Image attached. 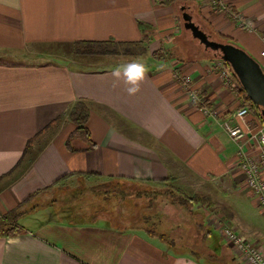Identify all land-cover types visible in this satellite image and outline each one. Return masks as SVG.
Wrapping results in <instances>:
<instances>
[{
  "label": "crops",
  "instance_id": "crops-1",
  "mask_svg": "<svg viewBox=\"0 0 264 264\" xmlns=\"http://www.w3.org/2000/svg\"><path fill=\"white\" fill-rule=\"evenodd\" d=\"M183 3L200 11L218 37H228L264 64V0L171 6L155 0H0V219L17 212V226L24 230L0 235V264H250L229 246L215 217H208L211 210L264 253V209L239 165V147L223 127L248 107L255 129L260 110L246 103L235 79L220 77L217 59L185 56L177 48ZM139 22L148 26L149 57L135 58L149 73L131 96L123 77L111 73L135 60L118 62L108 55L113 52L83 54L74 43L129 46L143 37ZM166 46L174 56H152ZM78 101L90 109L94 146L71 137L76 126L68 115ZM244 152L258 159L255 144ZM107 181L153 191L176 186L191 196H210L227 211L195 205L200 236L195 230L193 240L174 236L186 230L180 223L157 234L155 222L86 220L57 200L71 189ZM48 208L56 210L54 217L40 215ZM197 245L207 252L193 255L198 250L190 247ZM213 253L217 259L210 258Z\"/></svg>",
  "mask_w": 264,
  "mask_h": 264
},
{
  "label": "rangeland",
  "instance_id": "rangeland-1",
  "mask_svg": "<svg viewBox=\"0 0 264 264\" xmlns=\"http://www.w3.org/2000/svg\"><path fill=\"white\" fill-rule=\"evenodd\" d=\"M187 11L193 15V20L196 24H199L201 27H203L204 31H206L210 35L212 34L214 39H217L218 41L220 40L219 39L220 37H218L213 32V30H210V27L206 23L200 11H198L195 7H191L190 10L187 9ZM179 20H180L181 30L183 29V34L182 36H180L181 39H179V44H177L178 45L177 48L178 49L180 48L179 50H182V54H184L185 56H192V54L195 55L203 54L205 56L207 55L209 57H212L213 55L212 52L203 51V48L200 46L198 41L193 39L190 31H185L183 27L184 22L181 16L179 17ZM230 42L237 45L231 40ZM194 45H197L195 46L197 47L196 53H194L192 49L194 48ZM109 48L112 50L114 49L113 47H109ZM126 49H131L132 52L135 50L132 47H128V46H122V47L118 46L117 50L119 53H113L112 55L110 54L108 55L115 59H120L118 60V62L130 61V60L136 61L137 58L135 57L139 55H128L125 53ZM65 50H66L65 48H61V52ZM165 50L170 52L168 46L165 47ZM147 57H149L148 53L143 55L141 59H146ZM215 59L218 60L220 58L216 57ZM147 188L149 187L128 183L126 181H107L103 185L97 188H91V187L88 188L87 186H84L77 189V192L74 191L75 189H71L70 195L68 196L69 198L60 197L57 200L59 201V204H63L69 210L75 212V215L77 216L80 215L86 220H92L95 218H102V219L106 218L111 220L114 224H121V225H127V222L125 220H128L131 223H136L137 221L142 223L143 221L142 223L143 225L147 224V222H149L150 225L155 222L157 224L154 227L155 229L154 231L157 234L165 233L166 231L169 232L171 229H174V227H177L176 226L177 223H180L182 228H184V226L186 227V230L182 229L179 230V232L175 231L174 236L178 237V235L181 234L187 238L189 236L192 237L194 231L196 230L195 220L199 221L200 220L199 216L195 215V213L193 212H189L186 208L182 206H179L177 204H172L171 200L165 197L164 195L158 194L155 197L152 196V193L155 192L153 191L155 188L152 190L149 189L146 190ZM142 190L147 191V193L150 195L138 196ZM185 192H187V194L190 195L187 190ZM199 196L205 197L206 195L201 194ZM213 209L215 208L213 207ZM213 212L214 211L211 210V214L209 213L208 217L214 216L217 218L218 215L216 213L214 214ZM55 213L56 210H51L50 208H48V210L40 211V215L42 217L44 216L54 217ZM216 226L221 229L219 223H217ZM196 232L199 237L200 233L197 230ZM151 237H154V235H152ZM193 238L194 236L192 237V239ZM217 243L214 245V247H218ZM229 246L232 245L229 243ZM190 248L197 249L200 255L201 254L203 255L205 254V252H207L205 251V247L199 245H197V247H193V248L190 247Z\"/></svg>",
  "mask_w": 264,
  "mask_h": 264
},
{
  "label": "trees",
  "instance_id": "trees-1",
  "mask_svg": "<svg viewBox=\"0 0 264 264\" xmlns=\"http://www.w3.org/2000/svg\"><path fill=\"white\" fill-rule=\"evenodd\" d=\"M180 1H182V0H155V2L157 4L162 5V6L175 5L177 3H180ZM184 2H189V1H184ZM183 5H184V3H183ZM139 27H140L141 31L143 32V37L138 42L130 43L129 46H131L135 50L132 52L131 49H126L125 53L128 55L143 56L149 50L150 37H149L148 33H146V29L148 28V26L145 23L139 22ZM201 28L204 30L203 27H201ZM185 31H189V30L185 29ZM181 33L183 34V29L181 30ZM210 36L212 38H214L212 36V34ZM219 37H220L219 41H221V42H230L228 40L229 39L228 37H225L223 35H219ZM193 39H195V38H193ZM195 40H197V39H195ZM198 43L203 48V51L212 52V54H213L212 57L216 58L214 56V54L217 52L212 51V50L210 51V49H206L204 47V45L201 44L199 41H198ZM74 45L77 47L78 46L81 47L80 51H78L79 48L77 49V52H80L83 54H95V53L106 54V53H111V52L119 53L117 50V47L118 46H121V47L126 46L128 44L123 43V42H114V41H103V42L79 41V42H75ZM109 47H113L114 49L111 51V50H109ZM152 56L155 59L165 60L169 57L171 58L172 56H174V54L166 51L163 48H160L159 50L153 52ZM225 63L228 65L229 69L231 70L234 79L238 82V87L240 89V92L244 95L246 103L248 105L252 106L253 108L257 107V106H254L252 101L248 98L246 92L244 91L242 85L240 84L237 76L232 71L230 65L227 62H225ZM257 108L260 110L259 107H257ZM68 116H69V120L76 126L71 137L78 135V136L82 137L85 141L89 142L90 146H94V144L91 142V135H90V131H89L88 126H87L88 121H89V117H90V109L88 108L86 103H84L82 101L76 102L72 106ZM258 118L261 121H264V115L262 114L261 110L258 113ZM29 143H30V141H29ZM161 190L153 192L152 196L155 197L158 194L164 195L165 197H167L171 200L172 204H177L179 206H182V207L186 208L189 212H192V208L195 205H203V206L208 205V206L214 207L217 210H224V212L227 211L226 208L216 207L210 196H205V197L199 196V195L191 196V195H188L187 192H185L183 189L176 187V186H169V187H167V189L165 188V190H163V189H161ZM147 195H150V194H148L147 191L142 190L138 196H147ZM19 215H20L19 213L13 211V213L9 214L7 217H5V219H0V235H5V236L9 237V236H16V235H19V234L24 232L23 229H21L17 226V220H18ZM153 230H155V229H153ZM191 253L195 256H198V257L201 256L199 254V252L196 250L195 251L192 250ZM215 257H216V259L218 258V256L214 253L212 256L210 255L211 259H215Z\"/></svg>",
  "mask_w": 264,
  "mask_h": 264
},
{
  "label": "built area",
  "instance_id": "built-area-1",
  "mask_svg": "<svg viewBox=\"0 0 264 264\" xmlns=\"http://www.w3.org/2000/svg\"><path fill=\"white\" fill-rule=\"evenodd\" d=\"M241 24L244 26L245 22ZM216 64L220 67L219 74L222 79L227 83L234 79L231 70L224 66L226 64L224 60L218 59ZM261 66L264 71V64ZM184 82L187 83L188 80L185 78ZM192 96L194 99L197 98L195 93ZM249 112L250 109L248 107L240 108L236 112L235 123L226 122L223 127L232 141L238 145L241 157L239 165L246 173L248 186L259 205L264 209V121L258 123L255 129H252L247 120ZM251 143L256 145L259 152L256 160L250 158L244 152V148L251 145ZM214 221L216 224H220L227 243L235 247L250 264H264V253L257 246L245 240L219 216L215 217Z\"/></svg>",
  "mask_w": 264,
  "mask_h": 264
},
{
  "label": "water",
  "instance_id": "water-1",
  "mask_svg": "<svg viewBox=\"0 0 264 264\" xmlns=\"http://www.w3.org/2000/svg\"><path fill=\"white\" fill-rule=\"evenodd\" d=\"M194 1V0H182ZM183 27L189 30L206 49L217 53L215 57L227 62L252 103L259 107L264 115V71L260 63L243 48L230 43L213 39L199 24L193 20V15L187 11L186 5L180 7Z\"/></svg>",
  "mask_w": 264,
  "mask_h": 264
},
{
  "label": "clouds",
  "instance_id": "clouds-1",
  "mask_svg": "<svg viewBox=\"0 0 264 264\" xmlns=\"http://www.w3.org/2000/svg\"><path fill=\"white\" fill-rule=\"evenodd\" d=\"M148 73L149 68L146 64L133 61L116 66L111 75L116 79L123 77L124 82L129 85L126 89L128 94L134 96L139 93L140 85L146 80Z\"/></svg>",
  "mask_w": 264,
  "mask_h": 264
}]
</instances>
